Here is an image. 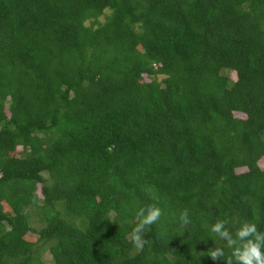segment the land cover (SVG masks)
Here are the masks:
<instances>
[{
  "label": "trees",
  "instance_id": "16d2710c",
  "mask_svg": "<svg viewBox=\"0 0 264 264\" xmlns=\"http://www.w3.org/2000/svg\"><path fill=\"white\" fill-rule=\"evenodd\" d=\"M263 159L264 0H0V264H227Z\"/></svg>",
  "mask_w": 264,
  "mask_h": 264
},
{
  "label": "clouds",
  "instance_id": "9594fccd",
  "mask_svg": "<svg viewBox=\"0 0 264 264\" xmlns=\"http://www.w3.org/2000/svg\"><path fill=\"white\" fill-rule=\"evenodd\" d=\"M162 216V210L156 205L140 207L136 211L139 223L132 229V241L137 248H143L141 233L146 226L156 224ZM179 222L182 228L191 224L188 212L180 214ZM227 221L218 220L211 226V232L218 238L227 241V247L231 249V256L227 264H264V231L258 230L255 223H241L235 232H230L226 226ZM213 261H219L225 256L222 248H214L207 255Z\"/></svg>",
  "mask_w": 264,
  "mask_h": 264
},
{
  "label": "rangeland",
  "instance_id": "374dc122",
  "mask_svg": "<svg viewBox=\"0 0 264 264\" xmlns=\"http://www.w3.org/2000/svg\"><path fill=\"white\" fill-rule=\"evenodd\" d=\"M103 21V20H102ZM233 77L235 78V75H233ZM260 166L264 167V159L260 162ZM243 170H239L238 172H242ZM46 258V256H44V259Z\"/></svg>",
  "mask_w": 264,
  "mask_h": 264
}]
</instances>
